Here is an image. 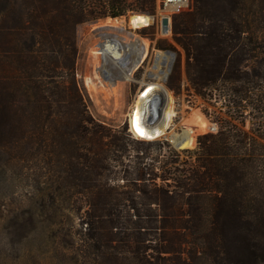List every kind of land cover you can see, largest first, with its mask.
I'll use <instances>...</instances> for the list:
<instances>
[{
  "label": "trees",
  "instance_id": "obj_1",
  "mask_svg": "<svg viewBox=\"0 0 264 264\" xmlns=\"http://www.w3.org/2000/svg\"><path fill=\"white\" fill-rule=\"evenodd\" d=\"M160 6L0 0V154L30 163L43 150L42 175L66 174L80 219L72 264H264V0H188L172 12L180 48L168 87L179 93L185 60L195 94L227 107L196 148L135 139L86 106L78 25Z\"/></svg>",
  "mask_w": 264,
  "mask_h": 264
},
{
  "label": "rangeland",
  "instance_id": "obj_2",
  "mask_svg": "<svg viewBox=\"0 0 264 264\" xmlns=\"http://www.w3.org/2000/svg\"><path fill=\"white\" fill-rule=\"evenodd\" d=\"M159 3L161 6L156 15L141 13L147 14L152 21L139 27L131 23V17L137 13L79 24L77 78L83 89L86 106L95 117L127 125L135 139L146 142L165 139L177 149H193L197 147L199 133L204 129L218 130L219 124L214 119L219 114L225 115L227 107L221 100H206L195 94L187 80L185 60L179 93L168 87V79L178 56L173 45L180 46L173 39L172 27L170 31L163 32L162 19L165 15L169 16L172 25V12L180 7V3L168 0H159ZM186 3L184 1L182 4ZM105 34H117L124 40L138 35L147 42L149 54L134 69L132 78L122 77L128 66L124 65L125 61H122L123 65L116 64L112 58L108 59L99 51L103 50L101 40ZM158 50L174 53L171 70L165 79L150 76L148 72ZM153 82H159L161 88L156 84L151 85L152 91L155 93L159 90L158 95L163 94L160 107L156 109L154 117L150 114L147 116V122H157L156 117H162L161 113H164L168 104L172 105L173 115L165 133L154 139H143L131 129L129 115L138 96ZM169 95L172 98L170 102ZM184 128L194 130L195 142L191 146H180L169 135L172 131L180 133ZM151 151L155 152L154 149ZM47 155L46 151L41 150L33 162L21 160L13 163L9 156L0 154V264H72L71 223L73 221L78 229L80 219L74 213L71 220L68 195L71 186L66 174L56 166L42 175L45 171L42 167L48 166ZM56 186L61 187L63 194L61 198L56 194L55 201L53 194Z\"/></svg>",
  "mask_w": 264,
  "mask_h": 264
},
{
  "label": "bare ground",
  "instance_id": "obj_3",
  "mask_svg": "<svg viewBox=\"0 0 264 264\" xmlns=\"http://www.w3.org/2000/svg\"><path fill=\"white\" fill-rule=\"evenodd\" d=\"M151 21V18L147 14H137L131 17V23L135 27L149 24ZM101 41L102 46L106 48H118L121 51L117 57H119L120 61H125V66L128 65L126 67V71L123 70L124 72L122 73V77L126 79L133 77L134 69L140 65L141 62L146 58V55L149 54L147 42L138 35H134L133 39L124 40L117 34H105L103 35V40ZM103 51L105 52L107 50L104 49ZM156 52L157 54L155 55L154 64L148 67V72L150 76L165 79L171 70L174 53L168 50H158ZM114 63L117 64L118 62L114 61ZM118 64L123 65L122 62H119ZM155 84L158 87L161 86L159 82L151 83L147 89L144 90L140 96H138L139 98L129 115L131 129L139 138L154 139L165 133V130L169 124V120L173 115L172 105L168 104L164 110V113H161L162 117L161 114V118L157 119L156 117L155 121L157 120V122L153 124H149V122H147V116L150 114L154 117L156 109H158L161 105L159 99L153 96L151 85ZM171 99L172 98L169 95V102ZM169 135L172 136L173 139L177 141V143H180V146H191L195 142L194 130L191 128H184L180 133L172 131L169 132Z\"/></svg>",
  "mask_w": 264,
  "mask_h": 264
},
{
  "label": "built area",
  "instance_id": "obj_4",
  "mask_svg": "<svg viewBox=\"0 0 264 264\" xmlns=\"http://www.w3.org/2000/svg\"><path fill=\"white\" fill-rule=\"evenodd\" d=\"M168 1H178L180 4H179V8H181L182 6H184L182 3H184V1L186 2V1H188V0H168ZM187 4V3H186ZM185 4V5H186ZM178 8V9H179ZM178 9H176V10H178ZM102 49L104 50V49H106L107 51H103L102 50V53L103 54H105L107 57H108V59L109 58H112L114 61H116V62H122V61H120L119 60V57H117L118 55H119V53L121 52L118 48H106V47H102Z\"/></svg>",
  "mask_w": 264,
  "mask_h": 264
},
{
  "label": "water",
  "instance_id": "obj_5",
  "mask_svg": "<svg viewBox=\"0 0 264 264\" xmlns=\"http://www.w3.org/2000/svg\"><path fill=\"white\" fill-rule=\"evenodd\" d=\"M137 14H141V13H137ZM137 14H134V15H137ZM133 15V16H134ZM162 23H163V32H168V31H170V29H171V27H172V25H171V18L169 17V16H164L163 17V19H162ZM158 92H160L159 90H158ZM158 92L156 91L155 93L153 92V94H154V96H156V98L158 97L159 98V101H161V99H162V96H161V94H163V93H160L159 95H158ZM177 144H179V145H181L180 143H177Z\"/></svg>",
  "mask_w": 264,
  "mask_h": 264
}]
</instances>
